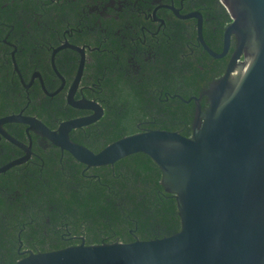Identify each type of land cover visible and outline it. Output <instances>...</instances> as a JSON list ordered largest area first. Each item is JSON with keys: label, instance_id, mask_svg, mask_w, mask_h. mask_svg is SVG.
Here are the masks:
<instances>
[{"label": "water", "instance_id": "1", "mask_svg": "<svg viewBox=\"0 0 264 264\" xmlns=\"http://www.w3.org/2000/svg\"><path fill=\"white\" fill-rule=\"evenodd\" d=\"M220 1L232 20L224 29L221 52L206 43L200 12L182 16L198 19L197 38L214 58H224L232 37L236 38L224 74L188 100L196 106L191 136L149 129L94 152L73 141L70 132L96 121L98 115L63 121L56 130L22 113L1 120L26 124L28 131L48 138L87 167L147 154L160 168L165 190L176 197L180 231L129 243L87 245L83 241L30 252L14 264H264V0ZM83 64L84 59L78 77ZM95 105L87 101L77 106L94 109Z\"/></svg>", "mask_w": 264, "mask_h": 264}, {"label": "trees", "instance_id": "2", "mask_svg": "<svg viewBox=\"0 0 264 264\" xmlns=\"http://www.w3.org/2000/svg\"><path fill=\"white\" fill-rule=\"evenodd\" d=\"M11 1L0 0V7L11 6ZM184 3L187 11L196 9L202 14L203 37L215 52H221L224 29L232 21L225 6L220 0H184ZM85 4L86 0L76 1V21ZM61 13L66 11L61 9ZM88 21L89 17L84 24ZM113 37L95 51V54L103 53L100 57L96 55L95 61L99 63L95 71L103 76V69L108 68L104 83L108 97L104 104L109 136L99 148L96 141L79 143L99 152L114 140L149 129L179 131L191 136L195 102L188 100L199 96L210 82L224 74L235 42L228 56L217 59L197 46L195 37L188 39L185 49L176 48L181 46L178 37L161 36L153 43L148 38L143 43L145 39L141 37L138 45L150 43L164 49H153L152 57L150 49H144L145 55L138 61L141 69H136L127 51L103 49L123 44L121 36ZM45 39L53 40L54 34L46 32ZM92 45L99 46L98 39ZM127 45L135 46L133 42ZM11 104L13 109L25 107L27 98H17ZM201 104L203 109L207 107L206 98ZM34 111L32 114L51 125L47 113ZM44 160L43 168H31L24 179L13 177L11 196L0 197V264H14L23 257L18 252L19 241L23 249L37 253L83 241L87 245L129 243L136 239L163 238L180 231L176 197L165 190L162 172L147 154L134 153L114 165L88 169L69 153ZM5 215L12 219L8 227L2 224Z\"/></svg>", "mask_w": 264, "mask_h": 264}, {"label": "flooded vegetation", "instance_id": "3", "mask_svg": "<svg viewBox=\"0 0 264 264\" xmlns=\"http://www.w3.org/2000/svg\"><path fill=\"white\" fill-rule=\"evenodd\" d=\"M76 1L13 0L11 6L2 4L0 7V197L11 196L10 182L13 177L24 179L31 168H43L44 157L49 161L57 158L59 154L64 156L69 153L62 151L48 138L33 130L28 131L26 124L5 123L1 120L19 113L40 119L38 115L32 114L37 110L48 114L51 125L44 123L50 129L56 130L63 121L98 115L96 121L73 129L70 138L77 143L96 141V147L99 148L109 136L104 104L108 97V88L104 86L108 68L105 66L103 69V76L95 71L99 63L95 61L96 55H103L95 54V51L108 43L110 37L121 36L122 45L106 46L103 49L127 51L131 54L129 61L135 62L136 69H141L138 61L144 57L146 49H150V57L153 49H164L150 43L147 46L138 45L141 37L145 39L143 43L146 38L153 43L155 38L161 36L181 38V46L177 45V49L187 48L188 39L191 37L199 42L198 19L182 17L199 11H187L184 0H86L79 21H76ZM61 9L66 13L62 14ZM87 17L89 21L84 24ZM46 32L53 33L54 39H45ZM96 39L99 46L92 45ZM128 42H133L135 46L127 45ZM234 42L236 44L235 36L232 37L230 49ZM66 44L83 49L64 46ZM197 46L205 49L200 42ZM82 59L83 69L78 77ZM71 93L72 103L69 102ZM17 98H27L25 107L12 108L11 103ZM87 101L94 102L95 108L77 106ZM111 107L114 111L115 107ZM20 159L25 160L6 168ZM2 224L10 226L11 217L5 215ZM19 242L20 255L24 257L34 252L32 249H23V243Z\"/></svg>", "mask_w": 264, "mask_h": 264}]
</instances>
